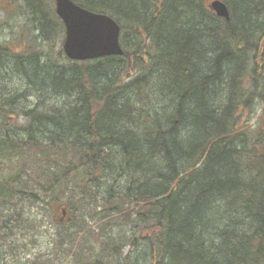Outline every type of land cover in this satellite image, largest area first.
I'll list each match as a JSON object with an SVG mask.
<instances>
[{
  "label": "trees",
  "instance_id": "trees-1",
  "mask_svg": "<svg viewBox=\"0 0 264 264\" xmlns=\"http://www.w3.org/2000/svg\"><path fill=\"white\" fill-rule=\"evenodd\" d=\"M22 1L38 34L0 44V160L34 155L44 192L133 228L131 255L117 235L84 264H264V0H221L229 20L213 0H72L121 27L124 54L90 61L58 47L53 0Z\"/></svg>",
  "mask_w": 264,
  "mask_h": 264
},
{
  "label": "rangeland",
  "instance_id": "rangeland-1",
  "mask_svg": "<svg viewBox=\"0 0 264 264\" xmlns=\"http://www.w3.org/2000/svg\"><path fill=\"white\" fill-rule=\"evenodd\" d=\"M29 13L25 11L22 0H0V44L9 46L13 53L27 48V43L35 35L31 29L34 26V19ZM62 38L63 35L56 38L59 44ZM8 53L4 52L3 57L8 56ZM9 82L13 86L17 85L16 87L22 84L16 77H12ZM258 114L260 112L256 111L252 118L245 115L244 122L250 121L251 124H255ZM24 120L20 116L10 121L22 124ZM34 157L31 155L30 158H26L20 155L13 158L10 163L0 160V181L7 180L10 185L8 195L5 188L2 186L0 188V193H4L0 196V264L99 262L108 256L110 252L108 244L114 247V241L119 239L118 236L127 241L120 245L121 259L134 252L133 245L130 244L133 228L127 226L123 220L119 221L118 226L109 223L105 217L107 209L99 207L97 200L90 201L92 206L89 210L80 209L82 197L78 191L74 192L76 188L73 185L56 192H44L45 189L38 186L43 168L33 162ZM69 178L79 183L78 175H70ZM26 182L31 183L28 184L29 187L24 188ZM53 184L55 185V182ZM70 195L73 196L72 199H68ZM67 201L74 203L70 206L71 212L61 216L62 206L67 205ZM125 209L132 211L131 208ZM78 211L81 212V220L79 219L81 226L77 230L74 228L76 224H67V221L71 216L74 219L78 218ZM112 214L115 212L109 215ZM59 223H63L64 226H59ZM72 235L73 239L69 238ZM91 251L96 255L93 259L89 258Z\"/></svg>",
  "mask_w": 264,
  "mask_h": 264
},
{
  "label": "water",
  "instance_id": "water-1",
  "mask_svg": "<svg viewBox=\"0 0 264 264\" xmlns=\"http://www.w3.org/2000/svg\"><path fill=\"white\" fill-rule=\"evenodd\" d=\"M55 7L66 27L63 48L69 58L87 60L123 55L121 27L114 18L87 10L72 0H55ZM210 8L217 16L230 19L229 9L223 1H211Z\"/></svg>",
  "mask_w": 264,
  "mask_h": 264
},
{
  "label": "bare ground",
  "instance_id": "bare-ground-1",
  "mask_svg": "<svg viewBox=\"0 0 264 264\" xmlns=\"http://www.w3.org/2000/svg\"><path fill=\"white\" fill-rule=\"evenodd\" d=\"M54 10H55V13H56V7H55V5H54ZM56 15L59 17V15H58L57 13H56ZM59 18H60V17H59ZM60 20H61V22H62V24H63V26H64V31H63L62 42H61V44H59V42H58V47L61 48V50H62L64 56H65L68 60H70V61H90V60H95V59H100V58L107 57V56H103V57H98V58H93V59H87V60H75V59H71V58H69V57L66 55V53H65V51H64V48H63L64 40H65V37H66V27H65V24H64L63 20H62L61 18H60ZM31 29L35 32V35L33 36V38H35L36 35L38 34V32H37V30L35 29L34 26H33ZM34 32H33V34H34ZM30 41H31V40H30ZM39 41H40V40H39ZM33 45H34V46H39V48H42L44 44H43V43H38V44H33Z\"/></svg>",
  "mask_w": 264,
  "mask_h": 264
}]
</instances>
